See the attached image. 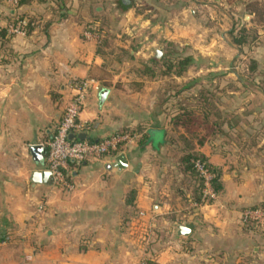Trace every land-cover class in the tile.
I'll return each instance as SVG.
<instances>
[{"label": "crops", "instance_id": "0c3cea01", "mask_svg": "<svg viewBox=\"0 0 264 264\" xmlns=\"http://www.w3.org/2000/svg\"><path fill=\"white\" fill-rule=\"evenodd\" d=\"M16 3L0 0V30L5 29L0 32V264H127L134 261L119 252L134 247L138 231L146 242L163 246L158 264H264V222L246 226L240 219L241 210L264 202V95L258 96L256 110L244 112L254 115L247 122L230 118H241L245 103L256 98L223 95L244 108L231 116L223 113L206 129L197 122L196 133L205 139H192L188 149L178 147L168 140L172 130L154 107L155 96L148 100L130 89L140 81L128 72L140 66L139 54L159 39H172L155 20L136 14L133 3L122 9L119 0L107 9L94 0ZM17 14L32 21L23 34L9 31ZM93 24L98 33L102 25L106 31L100 43L82 34ZM179 24L175 42L193 44V37L183 40ZM79 82L86 93L78 118L89 139L138 125L143 130L116 154L69 164L71 190L33 182L30 174L43 167L44 157L34 162L29 145L51 137ZM101 86L109 91L99 104ZM178 133L184 132L179 128ZM238 135L243 141L232 138ZM249 140L253 145L246 146ZM183 149L202 154L219 171L217 197L209 204L195 207L193 198L188 205L185 201L197 191L181 162ZM175 151L179 158H173ZM120 152L126 167H108ZM187 206L191 211L182 213ZM184 222H193V231L177 235L176 226Z\"/></svg>", "mask_w": 264, "mask_h": 264}, {"label": "rangeland", "instance_id": "374dc122", "mask_svg": "<svg viewBox=\"0 0 264 264\" xmlns=\"http://www.w3.org/2000/svg\"><path fill=\"white\" fill-rule=\"evenodd\" d=\"M97 1L105 9L113 7L111 5L113 0H94V5ZM132 2L136 14H143L146 18L155 20L160 25L161 31L172 36V39H159L157 44L151 45L150 49L144 52L145 55L140 53V66H131L128 71L132 75L130 78L140 80L133 81L132 87H129L132 92H141L143 97L147 94L148 100L155 96L154 107L162 111L170 124L168 126L172 131L168 134V140L171 143L175 142L178 147L185 146L188 149L192 139H205V136L197 135V128L203 124L205 129L211 127L214 122L220 120L223 113H230L231 116L240 107L244 108V103H240L237 99L223 100V95H246L256 98L255 102L245 103L247 109L241 110V118H238V115H232L230 119L239 122V119L243 118L247 122L254 118V115L249 116L244 112L256 110L260 106L258 96L264 95V23L257 22L254 14L247 8H251V6L248 7L249 4L254 6L255 2L263 4L264 0H132ZM118 14L121 15L120 10ZM180 21L183 23V40H191L193 37V44L204 47V50L193 49L192 43L175 42L174 35L179 30ZM91 27L87 26L82 34L84 35L87 31L95 32L99 36L98 43L103 41L106 34L103 25L101 27L103 36L102 33H98L99 31L90 30ZM94 28L98 29L96 26ZM243 28L244 31H242ZM112 30H115L114 26ZM239 35L244 36V41L240 44L234 43L233 38ZM208 38H211L209 42L212 43L209 47ZM106 45L108 47L107 42ZM153 46L160 50V57L154 56ZM133 47L134 45L130 43L128 48ZM148 53L149 56L146 57ZM187 55H191L192 60L181 74L175 75L174 67L170 66L176 64L179 57ZM152 58L156 59L155 63L151 62ZM144 65H147L151 71L142 77L138 74ZM187 112H190L191 117L186 119ZM197 122L200 127L195 125ZM179 128L184 133L179 134ZM142 130L143 128L138 125L133 130L126 131H133L134 133L131 134L136 137L135 135ZM254 137L255 140L259 139V135ZM232 138H241L243 141L242 135L232 136ZM251 140L244 142L245 145H253ZM188 151L183 149L182 154ZM177 156L175 151L173 158H179ZM186 173L192 178L193 189L197 191L196 195L191 193L188 197L184 196L188 205L189 198L199 199L200 185L195 175L191 172V174ZM243 210H241V216ZM190 211L187 206L182 213L187 214ZM251 224V222L242 223L246 226ZM153 235L157 236L156 240H158V230H155ZM119 236L120 241H126L120 234ZM167 237H170L169 232ZM146 239V235L143 238L142 232L138 231L137 241L133 243L134 247L131 246L128 253L127 250L119 252L128 259L131 257L132 259L129 260L134 261L127 264H150V262L158 264L157 261L163 253L161 252L163 246L157 241L146 242Z\"/></svg>", "mask_w": 264, "mask_h": 264}, {"label": "built area", "instance_id": "2783aa9c", "mask_svg": "<svg viewBox=\"0 0 264 264\" xmlns=\"http://www.w3.org/2000/svg\"><path fill=\"white\" fill-rule=\"evenodd\" d=\"M14 19V23L12 22L9 25V31L12 33H25L28 19L19 14ZM84 35L87 38H96V40L99 38L97 33L91 31L85 32ZM75 85L76 91L64 108L51 137L41 142L45 148L44 165L41 169L48 170L54 182L68 190L74 188L73 183L68 181L67 168L69 164L77 161L82 162L88 158H100L116 154L123 144L129 143L135 138L127 131L112 133L96 140L88 137L84 139L77 138L76 135L85 130L78 117L85 100L86 86L82 82ZM71 133L75 135L74 139L68 138ZM191 163L200 178V197L192 200L191 204L195 207L209 204L217 197V192L213 187L215 172L201 158H193ZM39 207L41 208L42 205L40 204ZM241 221L242 223L251 222L252 224L263 223L264 207L245 208L242 212Z\"/></svg>", "mask_w": 264, "mask_h": 264}, {"label": "trees", "instance_id": "16d2710c", "mask_svg": "<svg viewBox=\"0 0 264 264\" xmlns=\"http://www.w3.org/2000/svg\"><path fill=\"white\" fill-rule=\"evenodd\" d=\"M26 1H28V0H17L16 6L21 5L22 3L26 2ZM132 3H133L132 0H119V4L122 7V9H127L128 7H130L132 5ZM250 6H251V8H247V9L251 13L254 14V16L256 17V21L259 22V23H264V3L263 4H260V3L255 2L254 3V6L251 5V4H249L248 7H250ZM31 23H32V21L30 19H28L27 29L30 28ZM92 27L89 28V29L92 30V31H98L97 29L94 28V26H92ZM242 31H244V28L242 29ZM0 32L1 33H4L5 32V29L2 28L0 30ZM241 35L236 36V37L233 38L234 43L240 44V43H242L244 41V39H243L244 36H241ZM191 60H192L191 55H187V56H184V57H179L178 60L175 62L176 64H172L170 66V67H174L173 68V73L175 75L181 74V72H183L186 69L187 65L189 64V62ZM151 62H154L155 63L156 62V59L155 58H152L151 59ZM143 67L144 68H142L141 70H139L140 73L138 74L139 76L141 75L142 77H143V75H145V73L147 74L148 71H151V70H149V67L147 65H144ZM190 117H191L190 112H187L186 119L187 118H190ZM129 133L131 134V133H134V132L133 131H130ZM143 137H144V135L142 134L141 137H140L139 143H143ZM184 151H188V150H184ZM193 158H201L202 160H204L207 163H208V161L205 158V156H203L200 153L193 152V151H188V152L184 153L182 155V157H181V162L183 163L185 169L188 170V171H190L192 174H194L197 177L198 182H199V185H200V178H199L197 172L195 171V169L193 168L192 163H191V160ZM208 165L215 172V177L213 179V187H214V189L216 191H218V188H219V182H218L219 171H218V169L216 167L212 166L211 164L208 163ZM258 206L264 207V202H262ZM255 207H257V206H254L252 208H255ZM251 225L254 226L255 223H253ZM251 225H249V226H251ZM150 264H155V263L154 262H150Z\"/></svg>", "mask_w": 264, "mask_h": 264}, {"label": "water", "instance_id": "95a60500", "mask_svg": "<svg viewBox=\"0 0 264 264\" xmlns=\"http://www.w3.org/2000/svg\"><path fill=\"white\" fill-rule=\"evenodd\" d=\"M160 50L155 49L154 56L156 58L160 57ZM108 88L101 86L98 88V103L102 104L106 98V95L108 94ZM75 135L73 133L69 134V139H74ZM79 139H84L87 137L85 133H79L76 135ZM29 152L31 154L32 160L36 163H39L42 161L44 157V146L42 144L34 143L29 145ZM79 164L80 162H76ZM127 165V159L123 152H120L115 157V162L113 164H109L108 167L114 166L117 168L118 171H121L124 169ZM30 179L33 182H44L52 185L54 183L53 177L50 175V172L45 169H35L30 174ZM195 224L193 222H184L181 224H178L176 226V234L180 236H188L194 229Z\"/></svg>", "mask_w": 264, "mask_h": 264}]
</instances>
